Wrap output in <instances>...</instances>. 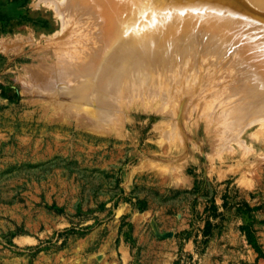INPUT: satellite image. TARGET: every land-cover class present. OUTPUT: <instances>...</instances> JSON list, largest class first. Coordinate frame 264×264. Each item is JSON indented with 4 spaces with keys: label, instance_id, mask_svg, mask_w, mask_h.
Returning a JSON list of instances; mask_svg holds the SVG:
<instances>
[{
    "label": "rangeland",
    "instance_id": "rangeland-1",
    "mask_svg": "<svg viewBox=\"0 0 264 264\" xmlns=\"http://www.w3.org/2000/svg\"><path fill=\"white\" fill-rule=\"evenodd\" d=\"M49 1L0 0V264H264V26L200 27L125 81L120 42L154 33Z\"/></svg>",
    "mask_w": 264,
    "mask_h": 264
},
{
    "label": "bare ground",
    "instance_id": "bare-ground-1",
    "mask_svg": "<svg viewBox=\"0 0 264 264\" xmlns=\"http://www.w3.org/2000/svg\"><path fill=\"white\" fill-rule=\"evenodd\" d=\"M50 1H49V3L51 4ZM106 1L109 2L110 4L108 5V4L102 3L101 9H103V11H106V13H108V17L106 18L107 19L106 28H107L109 34H115L116 35L115 38L120 37L121 39H124L122 37L125 34H128V33L130 34L132 32V30L139 27L142 29L143 33H146L144 31L146 29L147 33H150V32L154 33V34L149 35V36H155V37H152L151 39H149L150 37L147 36L149 41L152 43L151 46H146V44H144L143 42H141V43L138 41L133 42L131 39L130 40L124 39L123 41L120 42L121 43V46H120V50H121L120 54L121 55H120L119 59H122V61H121L122 64L120 66L121 69L118 67V70L121 71L120 78H123V79L128 78L127 72H129L128 71L129 69L127 67H129L131 65H137L136 64V63H138L137 59L140 58V56H144V51L146 49L150 48L152 50V52L148 54V58L151 61H154V59H159L158 61H155V62H160L162 59H164L170 53V50L174 51V49L176 47H177V49H180V48H178V46L183 44L184 38L190 39L195 32L194 30L198 29L200 27L212 30V32L219 34V37L221 39L222 38H228V35L224 29L231 26V22H228V24H227L226 21H220V20H216V19L205 18L203 16H198V15H194V14H190V13H186V15H180L181 12L161 11V10L138 11V13H140L141 16L139 17L137 15V17H136L137 12H130L129 10H127L125 7H123L121 4H119L115 0H106ZM248 1L255 8L260 7L261 5L264 6V0H248ZM64 2H65V0H64ZM58 7H59V11H61L60 5ZM62 19L63 18H61V20ZM64 24H65V19H64ZM155 25H158V26L154 30ZM62 26H64V25H62ZM163 27H165L166 29L165 28L162 29ZM202 34H203V32H202ZM240 34L243 35V31L240 30ZM247 38H250V37H247ZM260 38L261 39H259L256 42V46H251V47H253V49L255 51H258V53H264V35H262ZM174 52L176 53L177 50ZM129 56H134V57H129ZM102 61H103V59L100 61V63ZM67 64H68V60H66V59L61 60V63L58 66L59 70L57 71V73H55L57 77L61 78V77H66L67 75L68 76L71 75L70 70L67 67ZM138 64H141V62L139 61ZM89 66H90V68L88 70H89V72H92V74L95 73L96 71H98V69L97 68L94 69L92 67V65H89ZM138 67H140V66L138 65ZM146 70L148 71L147 66H146ZM134 74L136 75V73H134ZM100 75H101V73H100ZM53 76L55 77L54 73H53ZM131 76H132V74H131ZM50 77H52V76H50ZM57 77H56V80H57ZM114 78L115 77H113V79ZM61 79H64V78H61ZM110 79H108V80H110ZM116 80L117 79H115V81ZM143 80L144 79H142L141 81H143ZM96 81H97V79H96ZM117 81H119V80H117ZM120 81L122 82V79H120ZM125 81H127V80H125ZM130 81H132V80H130ZM59 84L61 85V83H59ZM105 84H107V85H105V88H107L108 85H110V84H108V82ZM137 84H138V86L140 85L139 82ZM125 87H124V89H126ZM129 88H130L129 90L132 91L131 89H133V88L132 87H129ZM138 88H140V87H138ZM97 89H99V88H97ZM136 89L137 88H135L134 90L136 91ZM126 90H128V89H126ZM137 91H140V90L137 89ZM115 93H117V92H115ZM135 93H137V92H135ZM118 94H120V93L118 92ZM122 94H124V93L122 92ZM83 97H85V94ZM254 100H256V96L255 97L251 96L249 103L254 104ZM253 104H251V105H253ZM228 115L231 116V121H232L233 125H236L239 118H240L239 107L238 106L234 107L232 110H230L228 112Z\"/></svg>",
    "mask_w": 264,
    "mask_h": 264
},
{
    "label": "water",
    "instance_id": "water-1",
    "mask_svg": "<svg viewBox=\"0 0 264 264\" xmlns=\"http://www.w3.org/2000/svg\"><path fill=\"white\" fill-rule=\"evenodd\" d=\"M130 12H185L226 22L264 26V12L248 0H115Z\"/></svg>",
    "mask_w": 264,
    "mask_h": 264
}]
</instances>
